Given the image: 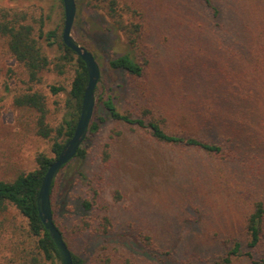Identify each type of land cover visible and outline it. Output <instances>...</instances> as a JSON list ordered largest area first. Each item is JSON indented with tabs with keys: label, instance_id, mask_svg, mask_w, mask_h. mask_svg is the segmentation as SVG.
Listing matches in <instances>:
<instances>
[{
	"label": "rangeland",
	"instance_id": "374dc122",
	"mask_svg": "<svg viewBox=\"0 0 264 264\" xmlns=\"http://www.w3.org/2000/svg\"><path fill=\"white\" fill-rule=\"evenodd\" d=\"M117 1L126 22L142 25L143 40L136 50L125 32L114 28L102 1L76 0L72 34L94 53L100 67L92 122L106 116L101 95H112L120 110L152 107L167 115L168 128L194 127L191 116L203 84L195 86L187 74L192 66H203L208 56L217 70L222 60L236 54L233 32L214 29L200 0ZM215 1L232 6V13L248 15V24L264 39V0ZM0 8L25 15L49 59L33 82L25 67L6 53V41L0 38V179L11 180L38 168L39 154L54 156V140L38 134L37 112L17 106L15 97L42 93L47 122L59 127L75 111L71 88L78 60L61 46L62 0H0ZM132 50L146 63L142 82L133 83L136 88L123 71L109 65L111 58ZM52 86L61 89L54 92ZM250 107L254 111L244 119L251 118L231 127L238 152L234 168L202 151L173 154L117 120L108 118L95 134L89 129L82 145L86 158H73L53 187L54 217L70 250L84 264H249L244 258L230 263L224 258L232 247L228 239H246L254 204L264 202V90ZM245 161L256 164L260 177L249 182L254 189H245L243 198H237ZM93 191L99 195L94 197ZM84 198L93 200L91 210L83 207ZM105 216L109 229L99 231L96 223ZM89 220L96 226L86 228ZM143 236L152 238L154 251L137 242ZM38 238L14 205L0 212V264H52L38 247ZM54 264L62 262L55 257Z\"/></svg>",
	"mask_w": 264,
	"mask_h": 264
},
{
	"label": "trees",
	"instance_id": "16d2710c",
	"mask_svg": "<svg viewBox=\"0 0 264 264\" xmlns=\"http://www.w3.org/2000/svg\"><path fill=\"white\" fill-rule=\"evenodd\" d=\"M100 1L104 3L110 16L114 19V28L123 30L131 48L136 50L140 40H143L141 23L126 22L121 17L117 0ZM200 2L207 7L210 20L214 22V29H226V32H233L232 41L238 44V51L229 59H224L223 53H221L220 57L224 60L220 62L217 70L216 68L214 70L210 64L209 56L203 60V66L194 65L191 67L187 74L190 76L188 79L193 81L195 86L203 84L199 96L200 101L194 106L191 116V124L194 127L189 126L179 130L176 127L168 128L167 115L161 116L152 107H129L123 111L117 106L116 97L101 95L99 101L106 116L101 115L98 120L92 122L91 133H97L100 126L102 127L109 118L123 122L132 130L141 131L152 143L166 147L173 154L181 156L187 151H202L214 160L230 162L233 168L236 166L235 159L238 152L234 146V136L230 135L231 127L251 118L250 115L248 119H244L247 112L254 111L250 107L251 103L264 90V39L256 28L248 24V15L240 14L239 10L232 13V6L230 8L227 5L222 6L215 0H200ZM25 19L23 14L0 8V38L6 41V53L22 64L29 73V80L35 82L39 80L40 72L49 65V59L34 34L33 25L27 23ZM61 46L68 54L76 55L64 44L62 38ZM245 47H248V51L253 57L246 54ZM133 50L111 58L109 65L113 69L123 71L132 87L136 88L133 83L142 82L146 72V63L141 62ZM77 60L78 69L71 88L72 98L76 102L75 111L59 127L53 128L47 122L46 98L42 93L30 91L15 97L17 106L32 108L37 112L38 134L54 140L52 143L54 156L41 153L37 157L38 168L30 172H21L11 180L0 179V212L7 210L9 204L14 205L28 219L30 232L39 237L38 247L51 260L52 264H54L55 257L59 260L61 258L54 241L40 219L37 197L48 168L59 155L67 140L72 137L80 116L89 77L84 61L79 56H77ZM132 87L130 86L131 90H133ZM59 89L61 88L52 86L54 92ZM133 92L135 93L134 90ZM235 108L243 109L244 112H236ZM53 133H56V136ZM62 136L65 137V140H58ZM86 156V148L80 147L76 157L84 159ZM255 165L247 163V161L244 162L245 179H243L239 190L237 189L239 192L237 198H243L245 189H254L249 182L260 177V172ZM54 185L55 181L51 190L52 205L54 203ZM93 193L94 197L99 195L97 191H93ZM82 205L86 210H91L93 200L84 198ZM54 221L64 236L55 217ZM109 222L110 219L105 216L103 221L100 220L96 223L99 226V231L103 228L104 232H107ZM94 224V221L89 220L86 222V226H88L86 228L95 227ZM245 229L246 239L238 237L228 239V243H232V247L224 258V262L230 263L235 259L244 258L249 264H264V202L262 200L255 202ZM145 238L148 241H145ZM137 242L140 245H147L154 251L153 246H150L152 243L150 236H143V239L138 237ZM244 245L245 247H243ZM72 257L74 264H84V259L79 255L72 252Z\"/></svg>",
	"mask_w": 264,
	"mask_h": 264
},
{
	"label": "water",
	"instance_id": "95a60500",
	"mask_svg": "<svg viewBox=\"0 0 264 264\" xmlns=\"http://www.w3.org/2000/svg\"><path fill=\"white\" fill-rule=\"evenodd\" d=\"M64 5V28L62 40L64 44L76 53L85 63L88 73V83L84 92L80 116L74 133L67 140L59 155L54 159L48 168L40 187L37 197L38 212L47 232L54 241L60 254L62 264H74L72 252L67 245L61 230L57 227L52 209L51 190L61 169L76 157L82 147L92 123L95 109V89L100 78V67L98 61L90 50L85 48L73 36L72 29L76 19V0H62Z\"/></svg>",
	"mask_w": 264,
	"mask_h": 264
}]
</instances>
